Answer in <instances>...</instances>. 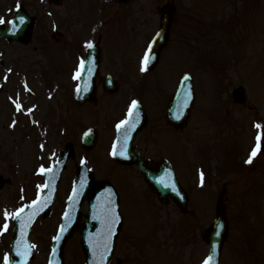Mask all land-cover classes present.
<instances>
[{"label":"rangeland","instance_id":"rangeland-1","mask_svg":"<svg viewBox=\"0 0 264 264\" xmlns=\"http://www.w3.org/2000/svg\"><path fill=\"white\" fill-rule=\"evenodd\" d=\"M165 1L139 0L137 4L142 7V5L148 3V12H151L154 16L155 7ZM238 1L179 0L176 2L177 15L167 52L179 46V49L188 50V55L192 56L191 60H189V57L187 58L189 66L185 64L186 66L183 65V67H188L187 70L185 69L187 73L194 75L197 102L191 111L188 125L181 132V135L164 128L161 132L159 129L162 126L160 119L147 126L151 131L150 138L152 137L153 140L159 141L162 138L165 141L171 135L179 137L175 138L174 143H170L168 155L173 158L181 185L187 192L189 198L188 208H190V214L188 215L180 214L177 206L171 202L160 204L155 200L152 193H149V195L147 191L143 192L144 188L138 181L137 174L134 171L132 172L134 169L120 167L107 157L106 151L108 150L106 147L109 145L112 136L111 128H104L103 126L100 128L98 123L97 125L94 124L95 122H91V126L97 134V144L89 151L80 147L78 136L82 128H78L75 124L79 123L80 119H84L81 115L89 107L76 110V106L73 105L72 110L71 88L65 84L69 77L71 64L70 57L64 53V50L63 53L55 50L53 42L49 40L48 47L44 50L46 43H43L42 49H37L35 43L32 42L30 46L22 51V69L30 88L35 92V97L29 99L26 105L30 109L34 107L37 110L35 118L39 122L35 127L42 128L41 138L48 141L47 147H53L54 149L59 147L60 151L64 144L70 143L75 149V157L68 163L70 175H72L79 159L84 158L90 166H93L98 180L107 179L111 181L117 191L121 193L123 235L122 239L119 235L116 243H120L121 246L125 244V247H129L127 250L129 256H125V258L130 264H172L168 256L169 252L173 251L170 248L169 251L165 250L163 245L168 248L174 247L175 243L182 245L181 250L185 256L184 264H195L200 255L203 258L206 257L207 248L201 235L210 225L217 195L222 188L225 190L224 205L229 233L223 247L220 264H264V153L261 158L253 157L251 163H247L250 157V146L255 140L257 132L260 131V128L256 127L258 124L256 120L254 119V122H251L250 119L255 114H261L260 108L264 105V13L261 6L262 0H260L258 9L251 12L252 17L247 31L250 35L248 43L244 41V38L240 41L241 33L246 31V26L243 28L238 27L237 36L233 40L232 35H226L229 33L226 27H229L230 31L232 30L230 22L233 20L232 17H236L235 11ZM12 3V0H0V13L11 6ZM85 3L86 0L81 2L82 5ZM23 4L32 12L26 2H23ZM77 11L83 22L87 24L89 19L87 20V13L84 9L81 8ZM123 22L126 23L127 19H124ZM105 23V27L111 25L106 20ZM78 26L79 22L76 19V27ZM156 26L157 21L154 17L153 23L146 24L145 28L140 30L141 36H147ZM42 27L44 28L43 32L50 33L49 22H44ZM108 33L115 34V28H110ZM87 38L88 36H85L81 40L76 37L75 40L81 42ZM231 47L236 48L230 50ZM48 49L51 51V55L46 57L45 53ZM231 55H235L236 58L230 57ZM42 56L45 57H43L40 65ZM184 58L186 59L185 52ZM135 60L134 58L133 61L128 56L126 60L123 59L121 64L126 67L132 61L134 63ZM230 62L233 63L231 66H229ZM38 65H40L47 82H50L51 88L62 87L53 96L46 93L47 88ZM175 66L176 64H173L169 71L170 78L173 77V79L177 76L176 73L174 74V72H177ZM124 71H119L120 76L124 75ZM182 71L179 70L180 73ZM157 75L158 73L154 74L151 82L155 83L157 81ZM173 83L175 82H172L169 91H164V97L159 99L160 102L152 104L155 114L159 113V118L162 115V111H160L161 102L172 92ZM239 86L243 87L245 97L243 101L237 104L233 100L232 94ZM9 89L20 91L17 87ZM146 93L151 101L156 100L157 94H154V91L151 94V91L147 88ZM124 99L125 97L121 93H115L112 102L116 103V108L110 112V102L108 99L101 97L99 104L96 105L97 107L91 108V110H93L95 116L97 112L103 111L101 104L104 103L107 112L104 115L106 118L103 123L109 127L112 122V127L113 121L123 114L121 112L123 105L121 104ZM4 105L10 106L6 101ZM64 107L66 110L70 107L69 111L64 112ZM11 109L9 111L10 115L12 114ZM51 112L52 119L49 116ZM63 113L64 116H61ZM47 116L53 122L52 126L46 120ZM22 118L24 120L26 117H18V119ZM31 131L38 133L34 128ZM230 135H233L236 142L238 138L239 141L244 139L241 143L243 148L239 152V154L244 155L239 157L238 164H232L229 159L220 160L218 148L225 149L228 153L229 144L218 148L216 146V144L222 143L226 136ZM38 137L40 138L39 133ZM183 142L184 145L181 147L182 144L180 143ZM135 143L142 156L150 157L154 161L166 155L161 151L155 152L157 145H151L150 141L145 146L140 135L135 138ZM206 148H208L206 150L208 153L206 155L202 154L201 152L205 151ZM180 149H184L181 158L186 167L181 163V158H178L181 152ZM48 151H51V149H48ZM35 152L36 155L39 153ZM217 159H219L218 162ZM213 160L217 162L215 165L212 163ZM234 160L237 162L236 158ZM243 161H246V167ZM224 162L231 164L230 168ZM61 186L63 189L61 194L64 197V192L69 184L63 181ZM190 221L199 222L197 231L190 225ZM50 233L51 227L45 230L35 229L33 231L32 237L39 245L40 255L46 252L48 243L44 242L48 240ZM78 242L79 237L76 234L74 241L69 243L65 249L66 264H82L83 257ZM256 243L255 253H253L251 247ZM184 244L185 250L183 249ZM136 246H138L140 254L138 259L134 260L132 255L137 257ZM178 250V247H176L173 253L176 254ZM122 251L124 250L118 247L115 257H119ZM114 262L111 264H115Z\"/></svg>","mask_w":264,"mask_h":264},{"label":"snow or ice","instance_id":"snow-or-ice-1","mask_svg":"<svg viewBox=\"0 0 264 264\" xmlns=\"http://www.w3.org/2000/svg\"><path fill=\"white\" fill-rule=\"evenodd\" d=\"M24 20L23 17H20V22L22 23ZM5 21L0 18V23H4ZM11 23H15V21H12ZM87 47L91 48L92 47V44L89 43L87 45ZM151 48L149 47L148 50L145 51L144 55H143V58H142V70H146L147 67H148V64L151 60ZM85 67V61L82 59L81 60V63H80V68L83 69ZM76 76L79 77L80 76V72L78 71L76 73ZM187 79V77L185 78ZM137 104L138 102L136 100H133L132 101V104L129 108V117H131L133 115V110L137 108ZM22 106L17 104V109L19 110ZM123 126V129H124V140H125V146H126V143H127V139H128V131L131 130L132 128H134L135 126V122L132 121V120H124V121H121L118 125H117V128L120 129L121 127ZM257 128H261L262 126L260 124H257L256 125ZM260 140V135L257 136V141L259 142ZM259 148V143L257 144V148L253 150V152L251 153L247 163H251L252 161V158L257 154V150ZM123 154V152L121 153ZM113 155H116V152L114 151L113 152ZM41 171L44 172V171H52L51 169H47L45 170L44 168H41ZM203 176V174H202ZM160 183L162 184H165V186H167V181L164 180L163 178L160 180ZM42 187H45V186H42ZM173 188H174V185H173ZM75 195V193H74ZM33 205H38L37 207H33L32 208V211L28 214V217H27V220L25 221L23 218H22V213H24L25 211V208L29 207L28 205H25L24 207H21L19 209H17L15 212L13 213H9L7 211H5L4 215H5V218L6 220L9 218V217H15L17 220H19L22 224H24V226H27L28 224L31 223V220H32V217L36 215V213L38 211H40L46 204H47V201H44L43 204H38L37 201H33L32 202ZM104 216H105V222H106V226H107V229H108V232H107V235L108 237L110 238L112 235H113V228H114V225L117 223V220H118V217L115 215V213L113 212V210L110 208V207H106L105 210H104ZM8 230V224L5 223L3 225V231H7ZM63 227L61 228V232H63ZM55 239H60L59 236H57ZM30 248H31V245H27L25 244L23 246V248H21V246L18 244L17 245V254L22 256V257H25V260L26 258L30 255ZM109 251V248H108V245L105 244L104 246V252L107 253ZM103 258V257H102ZM213 257L212 256H209L205 259L204 261V264H211V261H212ZM4 264H10V257L6 254L5 257H4Z\"/></svg>","mask_w":264,"mask_h":264},{"label":"water","instance_id":"water-1","mask_svg":"<svg viewBox=\"0 0 264 264\" xmlns=\"http://www.w3.org/2000/svg\"><path fill=\"white\" fill-rule=\"evenodd\" d=\"M187 88H190L189 83H187ZM188 92H190V89H188ZM145 174L147 178L154 184L155 178L153 174L147 171H145ZM149 175L151 176L149 177ZM155 187L157 188V190H159L161 196H164L165 194L170 193V190H169L170 188L163 187L160 183L156 184ZM105 188H106L105 185H101L93 189V192L90 197L91 198L90 199V203H91L90 210H91L92 216L90 217L89 222L87 223V229H86L87 237L91 238L93 236L92 237L93 239L91 241L93 240L96 241L95 239L99 237L100 235H102V233H104V236L102 237L103 243H100L101 245H105L109 243L112 238V236L109 238L106 235L108 232V229H107L106 222H105L104 210L106 207H109L107 204L109 201L108 199L110 198V193ZM171 195L175 196V192H172ZM180 202L182 205H184L185 198L180 197ZM218 210H219V215L215 221V225L213 229L209 230L208 233L206 234L207 241L211 243V246H210L211 251H213V248L214 249L220 248L221 242L226 234L225 223L223 220L222 209L220 206L218 207ZM114 231H115V225L113 228V233ZM84 233L85 231L83 232V235Z\"/></svg>","mask_w":264,"mask_h":264},{"label":"flooded vegetation","instance_id":"flooded-vegetation-1","mask_svg":"<svg viewBox=\"0 0 264 264\" xmlns=\"http://www.w3.org/2000/svg\"><path fill=\"white\" fill-rule=\"evenodd\" d=\"M0 216H2L7 207L9 206L6 199L7 186L9 185V180L3 175V172L0 170ZM6 204V206H5Z\"/></svg>","mask_w":264,"mask_h":264}]
</instances>
